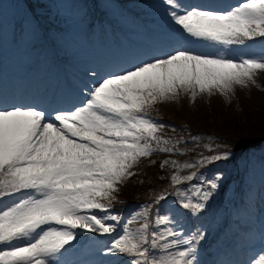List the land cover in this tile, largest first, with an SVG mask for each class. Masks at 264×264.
Instances as JSON below:
<instances>
[{
    "label": "snow or ice",
    "instance_id": "obj_1",
    "mask_svg": "<svg viewBox=\"0 0 264 264\" xmlns=\"http://www.w3.org/2000/svg\"><path fill=\"white\" fill-rule=\"evenodd\" d=\"M165 2L171 20L191 38L224 46L264 38V0H240L227 10ZM258 71H264V55L233 59L174 49L162 58L109 73L85 86L78 106L56 110L51 117L35 106H0V264H50L77 238V230L113 233L116 226L109 221L122 219L110 214L114 193L135 175L131 169L140 159L155 151H190L162 147L169 140L157 132L165 126L147 109L175 100L181 92L190 94L193 102L198 93L205 92L218 91L228 98L234 86L255 84ZM184 139L177 138L175 144ZM205 147L215 152V146ZM229 155L227 151L201 155L182 164L165 159L160 168L170 163L178 169L202 167ZM198 175L211 190L194 185L202 202L193 203L176 186ZM218 186L195 171L184 176L175 172L170 177V187L180 196L177 203L191 214L205 209ZM167 196V188L154 195L152 203L136 214L145 217V222L132 231L130 220L107 252L142 258L131 264H196V244L205 238L204 232L192 239L179 238L174 214H161L158 207L155 225L163 227L149 232L147 218ZM97 210L103 215H97ZM258 264H264V252Z\"/></svg>",
    "mask_w": 264,
    "mask_h": 264
},
{
    "label": "rangeland",
    "instance_id": "obj_2",
    "mask_svg": "<svg viewBox=\"0 0 264 264\" xmlns=\"http://www.w3.org/2000/svg\"><path fill=\"white\" fill-rule=\"evenodd\" d=\"M38 1L39 7L31 9L28 6L26 0H0V67L5 68L7 74L10 73V71L7 69H10L11 74H13L14 76H17L18 74L21 77H25L27 75L32 65H36L38 62L35 59V54L38 50V46L41 45L42 48L43 44H45L46 34L48 35L49 39L51 37L53 41H57V44L60 46L57 48V50L66 57L69 56V58H71V54L76 51L80 56H82L83 60H92L95 64V62L101 63V57L98 55L103 54L104 52L109 50L112 59L116 58L114 56L117 52L112 41H109V45L112 47H109L108 44L107 48L101 47L100 49L99 47H97L96 50L98 54L94 57L88 53V50L86 48V34L91 29H93H90V24L101 22L103 13L99 5L86 3L85 0ZM105 1V9L107 10V13L110 16L117 15L116 3L112 0ZM128 1H130L129 4L132 2L140 3L141 1V5H143V2H146V0ZM155 1L156 3L154 5L151 4L152 6L150 7L136 5V7L139 8L137 10H143V15L149 16V18H151L152 20H157L160 22L165 21L168 25L171 24V28L174 27L173 25L178 27L168 15L169 6L166 4L165 0ZM195 1L198 2L200 0H178V2H181L182 6L186 8L196 6L201 9H218L214 8L217 0H205L203 2H198V4H195ZM224 1L227 0H220V2ZM208 4L214 5L210 6ZM78 5L84 6L81 8H76ZM215 7L217 6L215 5ZM67 12H69V14H67ZM35 15H37V17ZM120 18L123 19V17ZM60 24H65L66 32L63 38L59 37L58 39H56L51 33L52 30L56 31L59 28ZM105 31H107V33L111 32V28L109 25L105 26ZM159 34L161 35L162 33ZM156 38L154 39L155 41L153 43L160 44L162 40ZM75 40L79 41V43L77 44L76 42H74ZM67 43L70 44L68 48H66ZM166 43L170 45L173 43V41L168 40ZM174 43L175 47L168 53L173 52L174 49H190L198 54L205 53L218 56L223 55L233 59H239L242 56L247 58L264 55V38H261L259 40L255 39L252 41H247L245 45L233 44L224 46L211 41L191 38L183 33L178 36V40H176ZM145 54L148 57L151 55V53ZM44 55L49 57V60L52 58V55L49 52V47L44 51ZM165 55L158 56L156 58H162ZM124 60L127 66L126 69H131L135 64H131L129 59L127 60L126 58H124ZM141 63L142 62H139V64ZM74 69L77 75L79 74L80 76H84V81L89 82L90 86H92L102 77L107 76L105 74H102L98 69H93V71H95L96 73H93L94 77L92 79H89L91 77L87 75L86 67H83L81 63L80 65H75ZM14 76L3 78L4 80L10 81V84H12L17 80V78ZM261 79H264V71L257 72L255 76V80L257 82L255 84H252L250 82L247 84V86L237 85L234 86V89L236 90V88H238L240 91L246 93L245 91L247 88H249V86L251 88H257L258 81ZM247 91L249 92V90ZM216 94H218V98H221L228 102L231 95L233 94V91L228 94V98H226L218 91H214L211 95L206 92L198 93L194 102L190 98V94L181 92L179 93L177 99L157 102L150 108H148V110L155 114L157 113L155 109H157L159 106L166 108L169 113L173 114H175L177 111L183 113L188 110L187 107H189L190 110H196L200 104L210 105L211 100L215 98ZM11 102H14V100ZM32 106H35L37 109L44 110L45 112L49 113L50 117L54 115L56 111L54 109H45V106L43 105L40 106L33 104ZM152 118L159 124L165 126L160 128L157 133L165 132V130H167L166 132H175L176 127H180L171 126L172 123L169 121L165 122L154 117ZM194 144H196V141L194 142L192 140H186L182 141L180 145L176 146V148L184 150L188 148L186 146ZM261 156H264V146L255 149L247 159H239V163H235L232 160V156L229 155L227 159L215 161L202 167L197 166L195 168L178 169L171 163L169 165H166L163 169L168 172L170 177L175 172H179V175L184 176L195 171L199 174H202L203 177L208 180H215L219 186L216 190H213L212 196L206 202L205 209L199 213L194 214L195 217H192V222H197L196 224H193V226L196 225V229L188 226L187 223H191L184 220L188 217L190 210H187V212H183L184 209H182L177 203V201L180 200V196H178L177 191L173 190V192L175 193V199L171 198L170 200H168V202H162L158 206L154 205L153 209L151 210V214L147 218L150 221L149 232H151L153 228L158 229L163 227H158L155 225V213L157 207L159 208L161 214H174V231H178L181 233L179 238L192 239L193 237L197 236L199 232H204L205 238L200 241V244H196L195 253L196 264H202V260L199 259L202 258V251L200 250V247L205 242H207V240L216 239L222 227H224L225 225L228 226V230L226 232L223 231L225 233L222 234L223 236H220L221 240H219L216 245L213 244V252L219 249H223L227 241L234 240L235 236L238 233L240 234V232H242L243 227H250L252 225H255V229H257L259 226L260 230H264V187L259 191L257 197L254 198L248 205V211L246 210L248 214H241V216L238 215L237 218H234V221V216L231 214L232 211H234L233 204L235 203L236 198H239V194H237L234 190H242L240 192V198L242 201H244L247 199V192L251 188L256 186V179H258L259 181L262 180L264 184V165L260 164L259 162ZM199 158L200 157L191 156L189 151H174L171 153L155 151L147 157V160L151 159L154 161V163L151 164L149 162L148 165L160 167V163L165 159H168L170 161L174 160L182 164L184 162H193ZM156 159L159 160V162ZM237 167L240 169L242 174V177L238 181L234 180V178L232 177V175L236 173ZM217 175H219L220 177L218 180L216 179ZM126 183L127 181L119 186V191L122 189V187H125ZM194 185L202 186V190H211L210 186L204 184L200 180L199 175L193 181L184 182L182 185L176 186V188L181 193H183L184 197L191 198L193 203L202 202L200 201L199 195L197 194ZM4 203H7V201H4ZM145 204H148V202L131 203L128 199L121 198L116 206H111L110 208V214H116L122 218L120 221H109L116 226L113 233L103 234L77 230V238L73 240L70 245H66L65 248L57 254L56 259L50 260V264H112L116 261L119 262V264H131V261L133 259H142L139 257L130 256L128 254H109L106 249L110 246L111 241L114 238L123 234L124 226L125 224H128L130 220L131 223L128 224L130 230L137 231L140 228V226L145 222V217L136 214L142 211ZM96 214L103 215L98 210L96 211ZM133 216H135V219H133ZM231 222H235L233 224L235 225V227L232 226ZM168 226L172 227L173 225ZM248 241L249 242L247 243L248 245L246 246V248L249 249V251L252 250L253 252L248 256L250 258V261L246 262L245 264H251L252 261H257L258 264L259 256L256 253L254 254V251H259L260 254L264 252V232L259 236L254 235V237H250ZM83 243L87 244V246L85 247V260L80 259V255L78 252L79 245ZM157 254L162 255L163 253Z\"/></svg>",
    "mask_w": 264,
    "mask_h": 264
},
{
    "label": "trees",
    "instance_id": "obj_3",
    "mask_svg": "<svg viewBox=\"0 0 264 264\" xmlns=\"http://www.w3.org/2000/svg\"><path fill=\"white\" fill-rule=\"evenodd\" d=\"M26 2L31 9L39 7L38 0ZM86 2L99 5L101 11L106 12L105 0ZM132 5L134 6L133 3ZM81 7L83 6L78 5L76 8ZM245 92L238 88L234 89L228 102L218 98L216 94L210 105L200 104L196 110L187 107L188 110L183 113L178 111L175 114L169 113L166 108L159 106L156 110L161 119L180 126L175 132H165L162 135L163 139L169 140L168 145L172 147L176 146L175 141L179 137H184V140L197 137L196 144L186 148L190 150L191 156L200 157L227 151L235 163H239V159H247L255 149L264 146V79L258 81L257 88L249 86ZM206 145L215 146V152L210 153ZM131 170H134L135 175L127 179L120 193H114L116 199L112 201L111 206L115 205L121 196L130 201L152 203L154 195L165 188L168 189V196L174 195L173 188L170 187V176L165 169L138 162Z\"/></svg>",
    "mask_w": 264,
    "mask_h": 264
},
{
    "label": "bare ground",
    "instance_id": "obj_4",
    "mask_svg": "<svg viewBox=\"0 0 264 264\" xmlns=\"http://www.w3.org/2000/svg\"><path fill=\"white\" fill-rule=\"evenodd\" d=\"M251 235V234H250ZM244 237H246V235H244ZM233 252L232 251H228L227 253H225V254H227L226 255V257L224 256V255H222V261H224V264L226 263V262H229L230 261V256H231V254H232ZM235 253V252H234ZM236 255H237V257H238V253H236Z\"/></svg>",
    "mask_w": 264,
    "mask_h": 264
}]
</instances>
